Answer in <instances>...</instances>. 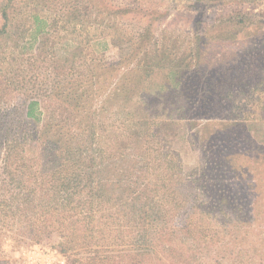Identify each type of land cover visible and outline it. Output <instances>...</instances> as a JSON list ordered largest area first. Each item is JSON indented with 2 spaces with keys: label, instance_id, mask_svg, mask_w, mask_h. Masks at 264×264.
Masks as SVG:
<instances>
[{
  "label": "rangeland",
  "instance_id": "obj_1",
  "mask_svg": "<svg viewBox=\"0 0 264 264\" xmlns=\"http://www.w3.org/2000/svg\"><path fill=\"white\" fill-rule=\"evenodd\" d=\"M23 127L98 152L107 210L147 226L68 251L7 234L1 259L264 264V0H0V134Z\"/></svg>",
  "mask_w": 264,
  "mask_h": 264
},
{
  "label": "trees",
  "instance_id": "obj_2",
  "mask_svg": "<svg viewBox=\"0 0 264 264\" xmlns=\"http://www.w3.org/2000/svg\"><path fill=\"white\" fill-rule=\"evenodd\" d=\"M44 108L38 101L28 102L24 121L34 122L29 125L45 122L43 130L49 129L55 111ZM79 153L59 148L47 136L27 137L24 127L21 132L7 129L0 134V242L2 236L14 234L40 244L43 236L49 240L57 233L61 248L68 251L96 246L101 241L97 235L107 243L105 235L112 227L146 228V215L137 220L107 210L109 200L103 188L109 187L102 179L96 181L99 154L91 150L82 158ZM116 207L123 209L121 204ZM0 264L11 262L0 258Z\"/></svg>",
  "mask_w": 264,
  "mask_h": 264
}]
</instances>
